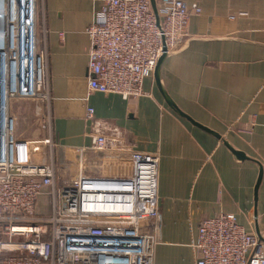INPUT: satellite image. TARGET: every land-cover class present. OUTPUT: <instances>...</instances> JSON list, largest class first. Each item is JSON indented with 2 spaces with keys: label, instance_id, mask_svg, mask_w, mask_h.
Returning <instances> with one entry per match:
<instances>
[{
  "label": "built area",
  "instance_id": "1",
  "mask_svg": "<svg viewBox=\"0 0 264 264\" xmlns=\"http://www.w3.org/2000/svg\"><path fill=\"white\" fill-rule=\"evenodd\" d=\"M158 1L163 22L152 0H104L87 28L89 93L142 95L159 58L189 38L200 8ZM41 12L40 0H0V264H156L159 154L99 139L61 166L50 135H17L12 98L44 96L48 85ZM192 245L196 264H264V242L233 212L205 218Z\"/></svg>",
  "mask_w": 264,
  "mask_h": 264
},
{
  "label": "crops",
  "instance_id": "2",
  "mask_svg": "<svg viewBox=\"0 0 264 264\" xmlns=\"http://www.w3.org/2000/svg\"><path fill=\"white\" fill-rule=\"evenodd\" d=\"M184 1L201 11L191 17L182 44L196 41L178 75L183 100L262 164L259 186L256 174L167 104L154 75L145 79L138 97L89 93L87 28L104 0H40L38 35L48 85L44 96L23 97L37 101L31 125L10 102L17 135H50L59 162L99 139L106 147L159 154L156 264H196L192 244L205 218L233 212L255 233L254 212L264 218V0ZM153 8L160 22L166 21L158 0Z\"/></svg>",
  "mask_w": 264,
  "mask_h": 264
},
{
  "label": "water",
  "instance_id": "3",
  "mask_svg": "<svg viewBox=\"0 0 264 264\" xmlns=\"http://www.w3.org/2000/svg\"><path fill=\"white\" fill-rule=\"evenodd\" d=\"M166 40L170 41L168 38ZM195 43L196 41L189 39L184 45L173 47L169 52H164L155 68L154 77L156 84L167 104L177 114L223 149L235 162L243 166L246 172L251 171L253 174H256L258 178L256 186H259L263 177L262 164L258 160L250 157L210 120L200 115L193 105L183 100L178 75L182 64L187 58L190 47L194 46ZM261 215L258 209L254 212L256 234L264 242V218Z\"/></svg>",
  "mask_w": 264,
  "mask_h": 264
},
{
  "label": "rangeland",
  "instance_id": "4",
  "mask_svg": "<svg viewBox=\"0 0 264 264\" xmlns=\"http://www.w3.org/2000/svg\"><path fill=\"white\" fill-rule=\"evenodd\" d=\"M36 105H37V101L36 100H28V99H25L23 97H14V98H12V110H13V112L16 115L18 114L17 115L18 118L21 121L27 123V126L28 125H31L28 122L31 123L32 120H33L32 117H34V111H35ZM26 109L27 110H30L29 111L30 112V115H28V114L25 113V110ZM20 111H21V113L19 114ZM36 117H37V115H36ZM66 162H67V160H61L60 161V165L62 166V164L64 165V163H66ZM68 174L69 173L67 172L66 175H68Z\"/></svg>",
  "mask_w": 264,
  "mask_h": 264
},
{
  "label": "bare ground",
  "instance_id": "5",
  "mask_svg": "<svg viewBox=\"0 0 264 264\" xmlns=\"http://www.w3.org/2000/svg\"><path fill=\"white\" fill-rule=\"evenodd\" d=\"M11 69H13V67ZM23 69H24V67L21 66V70H23ZM20 74L22 75L23 73L21 72ZM4 75H5V71L3 69V66L0 65V95H1V97L3 96V93H4V85L6 83V80H5ZM9 83L13 87V83L11 81ZM1 101H2V99H1Z\"/></svg>",
  "mask_w": 264,
  "mask_h": 264
}]
</instances>
